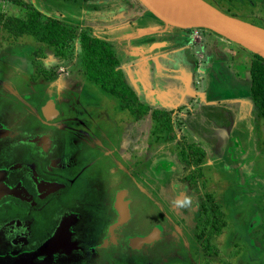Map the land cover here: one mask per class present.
<instances>
[{
  "label": "rangeland",
  "instance_id": "1",
  "mask_svg": "<svg viewBox=\"0 0 264 264\" xmlns=\"http://www.w3.org/2000/svg\"><path fill=\"white\" fill-rule=\"evenodd\" d=\"M25 1L0 0V16L25 17L29 11L25 8ZM102 1L31 0L42 11L57 14L70 24L78 25L80 28L77 31L85 29L94 36H99L101 32L90 29L103 25L114 16L115 11L126 6L138 9L141 16L145 14V17L137 25L128 26L127 36L126 33L123 38L121 36L118 45L112 43V48L119 61L128 60L123 70L125 80L138 95L142 94V83L145 84L138 66L142 57L149 59L145 71L152 89L157 88L153 81V74L156 73L154 63L163 58L154 55L163 51L168 53L170 49L155 50L141 57L138 49L146 48L151 43L174 40L172 33L182 30L165 25L138 0ZM205 1L227 15L264 29V0ZM95 3L99 6L97 9L92 8ZM132 13L133 16L140 14L138 11ZM2 18L0 165L19 160L27 150L23 147L30 142L41 143L45 135L54 141L58 152H71L59 127L46 129L40 123L43 120L46 126L53 124L51 121L58 116V109L65 103L69 109H86L88 116L95 119L97 124L93 123L98 126H103V121L113 118L112 123L106 122V127L115 129L116 123H122L120 126L125 127L128 119L130 133L134 136L132 140H128L127 136L126 143L127 146L131 140V149L125 154L131 155L125 172L132 180L127 185L131 204L127 210L128 221L124 225L123 241L116 237L119 229L115 230L126 219L125 204L121 203L120 198L114 202L116 207L120 206L122 216L112 208L104 209L107 201L110 207L113 206L112 198L108 199L99 190L91 192V182L100 184L102 177L106 176L104 168L103 171L99 169L102 167L100 162L99 165L82 167L83 175H93L84 190L79 188L82 183H74L69 191L63 189L59 193H50L52 189L48 187L63 186L62 182L66 181L56 178L55 181L61 184L52 185L48 181H53L55 177L45 176L43 181L47 182L45 185L42 183L38 195L34 193L33 196H29L23 187L18 190L15 183L6 186V173L2 175L0 170V205L9 196H18L27 203L26 208L12 210L13 214L19 213L21 218H27L25 221L19 223L13 220L0 228V264H264V184L259 185L252 178L264 177V120L258 116L252 99L245 93H240L239 98L222 97L246 88L249 63L244 56L240 57L242 54L239 56L242 62L230 60V66L223 64L221 71L209 65L208 78L201 75L203 71H198L193 79L174 78L175 87L172 90L175 98L171 104L161 106L146 103L151 110L171 113L174 132L168 139L166 134L154 133V122L149 115L138 121L129 118L119 108L117 99L106 95L96 84L86 81L84 72L74 59L64 62L55 60L51 49L41 48L32 37L24 36L17 40L7 37ZM192 29L200 31L199 35H216L207 29ZM242 51L246 55L251 54L245 49ZM235 75L239 86L231 82ZM159 82L164 86L165 81L159 79ZM48 99L53 102L55 112L49 122L41 113L42 107L44 110L43 103ZM44 113L47 117L51 116V112L44 110ZM74 114L77 115V112ZM253 116H256L255 121L251 120ZM95 125L88 124L86 128L81 127L80 131L84 133ZM60 127L64 128V125ZM74 132H77L76 127H72V137H75ZM139 136L144 144L140 152L135 149ZM48 137L49 149L51 142ZM236 137L241 142L243 154L232 159L229 148L234 147ZM99 139H93V142L100 145ZM190 144L205 151L198 165H188L182 160ZM249 173L253 176L250 177ZM66 175L72 181L75 180L73 176ZM206 194L219 207L225 226L220 220L217 222L208 218V214L212 216L213 211ZM113 196L116 195L111 194ZM128 197L124 196L123 200L129 202L126 199ZM34 199L40 202L49 200L48 205H44L46 208L43 206V212L38 210L39 205L32 203ZM208 219L215 222L205 224L210 238L202 241L197 233L202 231L203 223ZM257 221L261 224L253 228ZM170 223L176 224V228L184 234L179 246L170 244ZM195 223L196 231L193 229ZM154 226L161 228L159 239L145 243L140 249L135 247L141 244L137 240L131 241V246L126 244L129 237L151 235ZM27 227H30L32 237H36V240L20 245L26 239L22 235L24 232L20 231ZM156 231L158 233L159 230ZM203 251L208 252L204 254Z\"/></svg>",
  "mask_w": 264,
  "mask_h": 264
},
{
  "label": "flooded vegetation",
  "instance_id": "2",
  "mask_svg": "<svg viewBox=\"0 0 264 264\" xmlns=\"http://www.w3.org/2000/svg\"><path fill=\"white\" fill-rule=\"evenodd\" d=\"M191 30L192 29L183 30V31L189 32ZM174 33H172V34H174ZM172 41H173V39L171 41H161V42H168L170 45H168L165 48H170L172 46ZM46 61H45V63H46ZM136 94L139 97L140 101L143 102L144 104H146L144 99L141 98L137 92H136ZM49 100L50 99L44 101L45 103H43V105L44 104L46 105ZM64 100H67V99H64ZM78 103H80V105L79 104L78 105L81 106L80 99H79ZM65 104H67V103H65ZM65 104H63L60 109L57 108L59 114H57L58 116H56L55 119H53L54 117H50V118L46 117L44 112H43V107H42L41 113H42L43 118L48 122L53 119L51 122H54V123L51 125H48V126H46L42 123L43 120H41L40 123L46 129L59 127L60 130L64 134V140L67 143L68 147L71 149V152H69V153H67V151H64V153L62 151L58 152L55 149L54 141H51L47 135H45L46 137H44L43 139H47V137L49 138V140L51 142V147L49 149L47 148L48 139L46 141L47 144L42 143L43 139L41 140V143H39L40 141L39 142H30L31 144L27 145L26 147H23L24 149H27V150H25V153H23V155L19 158V160H15V161L10 162L8 164L0 165V168H1L0 170L2 171V175H4L6 173V176L4 179V184L6 186H8V184L15 183V184H17L16 188L18 190L21 187H23L25 192L29 196H33L34 193L36 195H38V193L40 192L39 187L41 188L42 183L45 185V182H47V181H43L45 179V176H46L48 178L49 177H55L53 181H51V182L48 181V183L49 184L52 183V185L54 183L55 184L60 183V181H57V180L55 181L56 178H60V179L67 182V183L62 182L63 186H57V187H51V188H49L48 187L49 184H47L48 189H52V190H50V193H59L60 191L62 192L63 189L65 191H69V187H71L74 183H76V184L82 183V185L79 188L81 190H84V188L88 187V185H86V184L90 183L89 178H92L93 175L92 176L91 175H86V176L83 175L82 167L88 166V165L93 166L94 164H97V163H98L97 165H99V162H100L102 167L101 168L96 167V168L101 169V171H103V168H104V170H105L104 175L106 174V176L104 177L102 175L103 177H102L100 184L98 183V184L94 185V183L91 182V186H90L91 192L93 190H99V191H101V193L106 195V197L108 199H111V198L113 199V203H112L113 206L110 207L109 201H107V202H105V205L103 206L104 209L106 208L107 210H109V208L110 209L112 208L113 211H116L117 213L122 215L120 206L118 205V207H116L114 205V202L116 199L119 200V198H120L122 201L121 203L125 204L126 219L123 222H120L119 225L117 226L116 230H115V231H118V229H119V232L116 234L117 235L116 237L123 241V239L125 238L124 225L128 221L127 220V210L131 204L130 199H129L128 194H127V185H128V183H130V181L132 179H131V176L125 172V168L129 167V161H130V156H131L130 154H129V156H125V154L127 152H129L131 149L130 144H131L132 139L129 141V143L126 146V143L128 140H127V138H125L126 133L129 130V126H128L129 120L127 119V124L125 125V127L120 126V124H122V123H116L115 129H113V128L111 129V128L105 126L106 122L112 123L114 121L113 118H110L109 120L103 121V124H102L103 126H98V125H95V124H97L95 119L88 116L86 109L82 108V110H81V109H79L81 107H78V109L75 110L74 108H71L73 110L72 111L71 109L67 108V106ZM55 107H57V106H55ZM154 110H157V109H154ZM76 112H77V115L74 114ZM252 112H253V110L251 111V113L248 116H250L252 114ZM148 115L150 116V113ZM128 117L131 118L129 114H128ZM255 118H256V116H253L251 118V120L255 121L256 120ZM150 119H151V116H150ZM132 120L138 121V120H134V119H132ZM139 120H141V119H139ZM57 121H59V122H57ZM61 124L64 125V128L60 127ZM88 124L95 125V127L87 128L84 133H81L80 128L81 127L86 128ZM72 127H76V129H77V132H74L75 137H72L73 136L72 135L73 133H71ZM85 136H87V138ZM133 136L134 135H131L132 138H133ZM70 137H71V139L69 140ZM92 138L93 139L100 138L99 139L100 145H96L93 142ZM234 142H235V145L232 149H230V151L235 158L238 155L243 154V152H242V147H240L241 142H240L238 137L234 138ZM143 145L144 144L141 143V138L139 136V138L136 141V145H135L136 151L140 152ZM108 150H109V152H107ZM204 153H205V151H204ZM246 155L247 154L244 153L243 156L246 157ZM191 165H193V164H191ZM14 168H15V170H13ZM66 174L73 176V178H75V180L72 181ZM35 176H36V179H35ZM249 176L251 177L253 175L251 173H249ZM252 178L255 179L259 185L264 184V177L253 176ZM252 178L250 180H252ZM38 184H39V186H38ZM111 194H115L116 196L111 197ZM117 194H118V196H117ZM119 194H120V196H119ZM57 195H55V196H57ZM206 195H209V194H206ZM124 196L128 197L126 199H127V201L129 199V202H126L123 200ZM51 198H53V197H51ZM51 198H49V199H51ZM57 198H58V196H57ZM57 198H56V200H57ZM48 202H49V200L44 201V202H40L39 199H34V201L32 203L39 205L38 210L43 212L46 208L45 206L48 205L47 204ZM26 205H27V203L25 204L22 200H20V198L18 196L17 197L16 196L15 197L9 196L8 198H5L3 200V204L0 205V211H3V212H1V215H0V228H2L6 224L12 222L13 220L16 222H19V223L21 221H25L27 218H21L20 216H18V215H20L19 213L13 214L12 210L13 211L17 210V209H19L18 207L26 208ZM40 208H42L43 210ZM218 209H219V207H218ZM6 216H11V217L6 218ZM260 216L261 215H259L257 217V220L260 218ZM122 218H124V217H122ZM254 219H255V217H253V220ZM258 221L254 224L253 228H255L257 225L261 224ZM262 223H263V221H262ZM170 224L172 226V230L170 231V240H172V243H170V242L169 243L172 245H176V246L178 245L179 246V244H182L181 239H182L184 234L182 233V231H179L176 228V224H172V223H170ZM205 224L206 223H203L204 228L202 229V231L200 233H197L198 238L200 237V239L202 241H205V240L207 241V239L210 238V234L206 230ZM36 226L37 225L35 223L34 227H36ZM196 226H197V224L195 223L193 225L194 231H196V229H197ZM251 226H252V224H251ZM156 228L159 229L157 235L154 233ZM152 230H153L152 234L155 237L153 240L159 239L161 237V228L159 226H154ZM191 230H192V227H191ZM20 233H23L22 235L26 236V239L23 242H21L20 245H23L25 242L27 243V241L30 243L31 241L36 240V237H34V238L32 237L33 234H32L30 227L25 228L24 231H20ZM113 234L114 233H112V235ZM218 235H219V233H218ZM138 237H146V236L129 237V241H127L126 244L131 246L130 245L131 240L134 238H138ZM152 241H150L149 243H151ZM174 242H176V244H174ZM131 244H132V242H131ZM144 244L145 243L140 244L139 246H135V245L134 246L136 248L140 249ZM7 249H10V248H7ZM203 252H205L204 254H206L208 251L207 252L203 251Z\"/></svg>",
  "mask_w": 264,
  "mask_h": 264
},
{
  "label": "trees",
  "instance_id": "3",
  "mask_svg": "<svg viewBox=\"0 0 264 264\" xmlns=\"http://www.w3.org/2000/svg\"><path fill=\"white\" fill-rule=\"evenodd\" d=\"M85 1L103 2L102 0ZM24 3L25 8L29 10L25 17L0 16L7 37L14 40L24 36L32 37L41 48H50L55 60L64 62L74 59L79 69L84 72L86 81L96 84L106 95L117 99L119 108L126 111L132 119L139 120L150 113L154 122V133L166 134L168 139L172 137L174 131L171 113L151 110L147 104L140 101L135 90L125 80L120 61L111 43L104 38L91 35L85 29L77 31L80 28L78 25L70 24L57 14L42 11L31 0H26ZM97 3L93 4L92 8L97 9L99 7ZM250 55L252 56L249 66L250 98L258 116L264 120V59L252 53ZM33 79L35 80L36 77L34 76ZM186 148L188 152L183 153L182 160L189 165H198L205 156L204 151L192 144ZM206 198L211 201L213 211V215L208 214V218L221 221L223 215L214 204L213 198L210 195H206ZM209 219L206 224L212 223ZM221 223L225 226L224 221Z\"/></svg>",
  "mask_w": 264,
  "mask_h": 264
},
{
  "label": "crops",
  "instance_id": "4",
  "mask_svg": "<svg viewBox=\"0 0 264 264\" xmlns=\"http://www.w3.org/2000/svg\"><path fill=\"white\" fill-rule=\"evenodd\" d=\"M133 11H138L140 13L138 9L134 10L129 8V6H126L125 8H121L120 11H115L114 16L111 19L106 21L103 25L93 28L94 31L101 32L99 33V36L97 35L96 36L106 39L109 43H111V45L112 43L117 45L120 44L119 40L123 38L125 33L128 31L127 27L130 25H137L138 21L143 17H145L144 16L145 14L141 16L142 15L141 13L135 14L133 16L132 13ZM129 21L131 22L129 23ZM199 32L200 31H196L195 29H192L189 32H185L183 30L175 32L174 34H172L174 37V40L172 41V46L170 48L159 49L161 51L165 49H170V51H168V53L166 51H163L154 55V57L161 56L163 58L162 60L157 61V63H154V68L156 73L153 74L154 76L153 81L156 82L157 84V88L155 89H152V86H150L149 79L147 78L148 74L145 71L149 59H145L144 57H142V59H139L138 66L140 69V73L144 76V78H142V80H144L145 83L144 85L148 89L152 90L151 92L149 91L147 93L144 87H142V91H141L142 94L140 95V97L143 98L147 104L149 105L161 104V106H167V104H171L173 102V99L175 98L174 90H172L173 87H175V85L173 84V82H175L174 78L193 79L196 77L198 71L199 72L203 71L201 75L202 76L206 75V77L208 78L210 73L207 67L209 65L213 66L214 68H218V70L221 71L223 64L226 66L227 64L229 65L230 60L242 62V58L240 57L244 56L247 59L245 61L249 63L250 66V63L252 61V56L248 54L246 55V53L242 51L243 49L238 47V45H233L234 43L229 44L228 41H226L219 35H214V34L199 35ZM106 34H108L107 37H105ZM139 56L141 57L142 55L139 54ZM165 56H170V58H166ZM126 61L128 62V60L125 59L123 60L121 59L120 61V68L122 70H125L124 68L127 66ZM157 74H160V76L157 77L156 76ZM156 77L161 79V82L165 81V84H163L164 86L160 85L161 83L159 82V79L157 81ZM236 78L237 75L233 76L231 82L233 85L235 84L236 86H239V81H237ZM167 80L171 82L168 83L166 82ZM246 80H247L246 88L239 90L240 92L236 90L234 91L235 93L230 94V96L223 95L222 97L239 98L241 96L240 93L242 92L245 93V96L250 97V85H251L250 74L248 77H246ZM176 99L178 100L179 96L176 97ZM52 105L53 102L49 100L48 103L44 106V110H46V112L47 110L49 112H54ZM54 115L51 114L50 117H53ZM127 136H128V140L132 138L130 130H128V132L126 133L125 138H127ZM44 140L47 139H43L42 142ZM233 158L234 156L232 154V159ZM156 230L159 229L158 228L155 229L154 233L157 235ZM136 240L142 243L144 241V238L138 237L132 239L131 241H136Z\"/></svg>",
  "mask_w": 264,
  "mask_h": 264
},
{
  "label": "water",
  "instance_id": "5",
  "mask_svg": "<svg viewBox=\"0 0 264 264\" xmlns=\"http://www.w3.org/2000/svg\"><path fill=\"white\" fill-rule=\"evenodd\" d=\"M155 18L170 27L181 30L203 28L214 32L248 52L264 59V29L227 15L205 0H138ZM170 45L168 42L151 43L138 49L142 56ZM144 89H148L143 84ZM149 243L153 234L143 237Z\"/></svg>",
  "mask_w": 264,
  "mask_h": 264
},
{
  "label": "bare ground",
  "instance_id": "6",
  "mask_svg": "<svg viewBox=\"0 0 264 264\" xmlns=\"http://www.w3.org/2000/svg\"><path fill=\"white\" fill-rule=\"evenodd\" d=\"M254 23H255V22H254ZM250 103H251V102H250ZM251 104H252V103H251ZM252 106H253V105H252ZM47 112H49V111L47 110ZM51 114L54 115L55 113H54V112H51ZM46 141H47V140H44L42 143H43V144H45V143L47 144ZM42 146H43V145H42Z\"/></svg>",
  "mask_w": 264,
  "mask_h": 264
}]
</instances>
